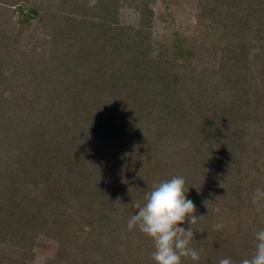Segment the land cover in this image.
<instances>
[{
    "label": "trees",
    "instance_id": "1",
    "mask_svg": "<svg viewBox=\"0 0 264 264\" xmlns=\"http://www.w3.org/2000/svg\"><path fill=\"white\" fill-rule=\"evenodd\" d=\"M154 1L0 0V20L19 17L13 44L0 31L2 51L13 46L0 52V246L23 251L0 264H26L42 235L65 243L69 223L90 230L97 252L86 264H154L152 239L127 222L133 204L174 176L203 216L192 241L201 259L183 264H241L255 251L264 229L256 196L264 190V0H200L202 46L177 35L157 53ZM122 2L136 8L138 25L119 21ZM33 21L47 36L22 46ZM31 188L45 192L32 211ZM63 251L48 264H81Z\"/></svg>",
    "mask_w": 264,
    "mask_h": 264
},
{
    "label": "rangeland",
    "instance_id": "2",
    "mask_svg": "<svg viewBox=\"0 0 264 264\" xmlns=\"http://www.w3.org/2000/svg\"><path fill=\"white\" fill-rule=\"evenodd\" d=\"M200 2V0H155L152 3L151 7L155 11V20L152 28L151 46L153 47L155 53L159 52L164 47H171L177 35L185 37L187 39L188 44L192 45L193 47L198 48L202 46L203 41L201 39L200 32L202 27L199 24L200 19L197 18L201 5ZM122 3L123 4H120L119 8V21L125 25H138L140 17L136 8L133 7L129 2ZM11 14L13 13L11 12ZM18 19V15L15 14L14 17L9 20V22L0 20V31L6 29V34H10L9 37L12 44L13 27H15V29H18ZM32 23V29L27 30L26 28L22 36L20 37V44L22 46L38 47L43 41V39L47 36L46 30L41 27V25L40 29H38V31L35 33L34 31L37 27H39V24L38 21H33ZM12 44L9 45L12 46ZM1 46L2 45H0V52L2 53L3 51L5 52L9 50L11 47L9 46L3 48L4 50L2 51ZM12 49L13 46L11 48V52L13 51ZM1 55L2 54H0V56ZM217 61L218 60L212 61L213 63L211 64V68H218L219 61ZM12 68L13 67H10V69ZM12 72V70H9L7 68V75L11 74ZM1 128L2 127L0 125V129ZM9 134V138L11 139V134H13V131L7 133V135ZM26 193H28L30 197L34 198L33 206H28V208H31V211L34 210L33 208L36 207L39 201L45 199V192L43 190L31 188L28 189V191L26 190ZM61 218H63L62 215ZM221 220L223 219L221 218ZM220 222L221 221L218 222V225H216V227H220V225L222 227V224ZM64 224L66 223L63 221V225ZM69 224L70 227L65 232V243H63V240H54L53 238L47 235L40 236L38 238L37 245L34 247L33 258H28L26 260V264H48L49 260L57 256L60 247L62 250L64 249L62 253L64 257L68 258L76 256L81 264H86V262L88 261L86 260V257H90V255L94 251L97 252V250L92 245L88 246L87 244V234L90 230L89 228H83V230H80L76 226H72L74 225L73 223ZM84 245L87 247L85 250H82L83 248H85ZM104 249L105 247L100 248V250ZM0 256L11 257L12 259L20 260L23 257V251L18 249L13 244H3L0 246Z\"/></svg>",
    "mask_w": 264,
    "mask_h": 264
},
{
    "label": "clouds",
    "instance_id": "3",
    "mask_svg": "<svg viewBox=\"0 0 264 264\" xmlns=\"http://www.w3.org/2000/svg\"><path fill=\"white\" fill-rule=\"evenodd\" d=\"M97 0H90L94 7ZM189 188L182 176L161 181L146 196L145 203H135L137 212L127 222V229H138L152 239L154 264H183L185 259L199 261L200 253L192 246L193 225L203 216H197L195 203L188 198ZM257 197H264V190L256 189ZM256 202L254 197L253 203ZM189 224L187 229L184 224ZM255 251L241 264H264V229L255 233ZM218 264H234L231 258L222 257Z\"/></svg>",
    "mask_w": 264,
    "mask_h": 264
}]
</instances>
